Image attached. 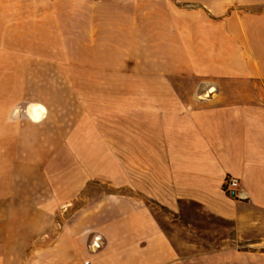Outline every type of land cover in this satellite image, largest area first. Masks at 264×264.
Segmentation results:
<instances>
[{"label":"crops","instance_id":"0c3cea01","mask_svg":"<svg viewBox=\"0 0 264 264\" xmlns=\"http://www.w3.org/2000/svg\"><path fill=\"white\" fill-rule=\"evenodd\" d=\"M15 3L0 2V146L111 189L56 223L40 216L0 264H264V0H72L70 25L55 22L70 40L53 46L17 44ZM192 227L225 245L202 246Z\"/></svg>","mask_w":264,"mask_h":264},{"label":"rangeland","instance_id":"374dc122","mask_svg":"<svg viewBox=\"0 0 264 264\" xmlns=\"http://www.w3.org/2000/svg\"><path fill=\"white\" fill-rule=\"evenodd\" d=\"M71 1L16 0L17 44L23 45L24 38L39 40L46 37L48 46H53L55 42L62 39L66 45V41L70 40L71 35H56L55 27L57 24L55 22L60 21L64 25H70L73 6L78 5L77 3L72 4ZM87 5L86 3L79 4L81 8ZM190 5L193 10H199V8H195L198 7V3L192 2ZM58 17L62 18L59 20ZM59 25L61 26V24ZM43 69L39 66H33L30 68V72L39 75L44 73ZM28 71L29 68L16 67L17 75L23 76ZM22 86L23 83H17V90ZM6 118L7 115H0V122ZM6 134V131H0V139L4 138ZM24 150H26L24 147L0 146V257L3 256L2 252L25 249L26 246H29V243L24 244L20 240L25 236H34L43 229L35 222L40 216L56 223L85 199L98 192L111 189V186L101 179L94 178L84 181L77 179L75 177L77 172L75 173L74 169H79V164L29 162L24 160L28 158L22 155ZM80 181L83 183V190L77 199L69 205L63 204L60 199L58 208H56L57 205L51 204L55 201L54 197H57L58 192H69L78 187ZM30 198L31 205L28 204ZM211 222L216 221L212 220ZM163 224L168 228L165 222ZM170 228L176 229L177 232L181 230L180 227ZM205 229L214 230L217 228H191L193 233L202 234L201 238L204 242L202 246L210 248L225 245L221 241V236L228 233L229 226L224 228V234L216 233L213 230V232H206Z\"/></svg>","mask_w":264,"mask_h":264},{"label":"built area","instance_id":"2783aa9c","mask_svg":"<svg viewBox=\"0 0 264 264\" xmlns=\"http://www.w3.org/2000/svg\"><path fill=\"white\" fill-rule=\"evenodd\" d=\"M240 189V180L237 176L227 175L224 179V190L231 196H238ZM99 236L95 237V246H99ZM88 264V263H85Z\"/></svg>","mask_w":264,"mask_h":264},{"label":"bare ground","instance_id":"6f19581e","mask_svg":"<svg viewBox=\"0 0 264 264\" xmlns=\"http://www.w3.org/2000/svg\"><path fill=\"white\" fill-rule=\"evenodd\" d=\"M27 112L34 121L41 120L47 112L46 106L39 101H32L28 104Z\"/></svg>","mask_w":264,"mask_h":264}]
</instances>
